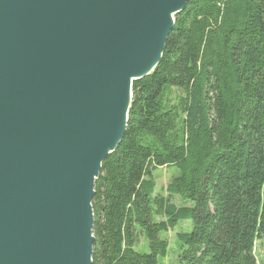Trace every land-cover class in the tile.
I'll return each mask as SVG.
<instances>
[{
  "label": "trees",
  "instance_id": "obj_1",
  "mask_svg": "<svg viewBox=\"0 0 264 264\" xmlns=\"http://www.w3.org/2000/svg\"><path fill=\"white\" fill-rule=\"evenodd\" d=\"M174 167L159 192L151 175ZM92 264H257L264 240V0H189L133 82L126 130L93 186ZM176 197L191 207H178ZM145 241L148 253L137 246Z\"/></svg>",
  "mask_w": 264,
  "mask_h": 264
},
{
  "label": "water",
  "instance_id": "obj_2",
  "mask_svg": "<svg viewBox=\"0 0 264 264\" xmlns=\"http://www.w3.org/2000/svg\"><path fill=\"white\" fill-rule=\"evenodd\" d=\"M189 0H0V264H92L94 182Z\"/></svg>",
  "mask_w": 264,
  "mask_h": 264
},
{
  "label": "rangeland",
  "instance_id": "obj_3",
  "mask_svg": "<svg viewBox=\"0 0 264 264\" xmlns=\"http://www.w3.org/2000/svg\"><path fill=\"white\" fill-rule=\"evenodd\" d=\"M177 174L178 171L174 167L156 168L152 170L151 175L156 184L155 192L159 193L173 177L177 176ZM176 205L178 207L192 206L190 202H185L179 197H176ZM191 229V220L178 222L176 227L171 232L161 236V239L167 241L168 248L166 257L158 259V264H177V258L181 253V245L177 241L175 235L177 233H190ZM136 251L139 253H148L147 243L142 241L139 246H137ZM254 254L257 264H264V240L257 242L255 245Z\"/></svg>",
  "mask_w": 264,
  "mask_h": 264
}]
</instances>
